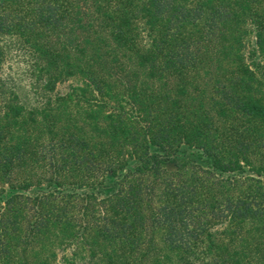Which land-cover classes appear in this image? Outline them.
Wrapping results in <instances>:
<instances>
[{
  "label": "trees",
  "instance_id": "obj_1",
  "mask_svg": "<svg viewBox=\"0 0 264 264\" xmlns=\"http://www.w3.org/2000/svg\"><path fill=\"white\" fill-rule=\"evenodd\" d=\"M0 264H264V0H0Z\"/></svg>",
  "mask_w": 264,
  "mask_h": 264
},
{
  "label": "rangeland",
  "instance_id": "obj_2",
  "mask_svg": "<svg viewBox=\"0 0 264 264\" xmlns=\"http://www.w3.org/2000/svg\"><path fill=\"white\" fill-rule=\"evenodd\" d=\"M12 50V49H11ZM11 58L8 60L10 68V72L8 73L7 77L14 79L21 85H25L26 83V76H24L28 69L27 64L23 61V56L20 54V52L16 49L12 50L11 52ZM28 82V80H27ZM29 90V86H27V91ZM29 105H33L32 103H29ZM32 257H30L31 259Z\"/></svg>",
  "mask_w": 264,
  "mask_h": 264
}]
</instances>
